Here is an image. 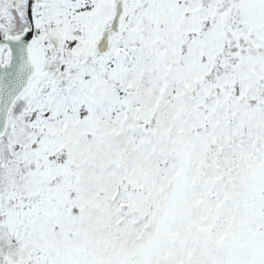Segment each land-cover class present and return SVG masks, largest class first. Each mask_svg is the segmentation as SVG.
<instances>
[{"label":"snow or ice","instance_id":"snow-or-ice-1","mask_svg":"<svg viewBox=\"0 0 264 264\" xmlns=\"http://www.w3.org/2000/svg\"><path fill=\"white\" fill-rule=\"evenodd\" d=\"M0 264H264V0H0Z\"/></svg>","mask_w":264,"mask_h":264}]
</instances>
